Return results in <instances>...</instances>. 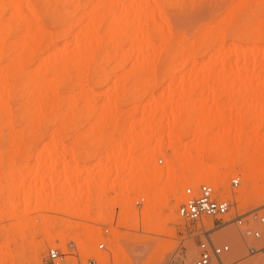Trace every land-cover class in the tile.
<instances>
[{
	"label": "bare ground",
	"instance_id": "bare-ground-1",
	"mask_svg": "<svg viewBox=\"0 0 264 264\" xmlns=\"http://www.w3.org/2000/svg\"><path fill=\"white\" fill-rule=\"evenodd\" d=\"M73 1L76 3L74 5L72 4V7H69L71 10H68L66 8L68 6L65 7L64 5L72 3V0L68 3L65 0H0V146L6 141L10 143V147L12 146L18 149L23 147L25 149L24 146L26 147L27 144L22 145L23 143L21 142L24 138H26V141L30 138L34 142V138L38 141L37 138L42 140V138L47 137L53 143L58 133L56 130H52L53 132H51L44 124L46 125L51 119L56 120L59 118L65 122L73 121L77 117L73 110V108H77V97L75 100L70 92L63 96L59 94L62 88L65 89L67 87V83H73L72 81H68H70V76L73 78L74 75L79 77L75 78L74 76L76 79L74 83L80 87L77 93L82 91L79 94L80 97L77 95L78 99L82 100L81 107L94 116L91 131L89 130V132L81 136L88 138V140L90 137H93L90 140L96 137L97 139L95 140H99L102 143L107 136V134H105L106 136L104 135L103 129L106 128L105 131L108 133L107 128L109 127L111 130V126L113 128L112 130H114L121 125V116L122 118L125 117L123 116L124 113L120 112L121 109H118L119 104L124 102H126V105L127 102L128 104L134 103L137 97H135V94L138 95L137 92L142 96L152 94L151 92H153L152 90L156 86L153 88L152 85L154 83L152 84L151 81L153 82L154 79L158 81L160 78L155 77L157 76L155 75L157 62H161L160 64L162 65H159V67L162 66L161 68L167 74L174 68L176 71V67H179V65L188 66L187 68L189 69L185 67L188 72L187 77L186 75L183 78L179 76L181 80L177 84L174 81L176 78L170 76V80L173 78L172 81L176 85H173L172 83L174 82L170 81L171 83L169 82L168 87L166 84L163 86L166 87L164 88V92L162 90L163 95L160 92L156 95L157 99H154V97L150 100L148 99L146 104L139 105L141 106L139 112L140 117L136 121L137 125L140 126L138 131L131 126L119 138H114L109 135V132L108 135L111 137H108L109 139L107 138V140L105 139L107 142L102 143V145L105 148H111L109 149L110 152L104 157V162L96 167L97 173L102 172V174L99 173L102 177L104 175L103 182L106 183V179L115 171L117 173H124L128 169V165L126 164L129 163V170L126 172L129 176L134 175L133 172L136 173L138 171L136 169L140 166L138 165L139 162L142 165L141 169L139 168L138 173H136L137 175H134L138 179H132H135L133 180V184L135 185L133 189L140 192L142 196L135 201L143 203L144 198L146 205L140 213V218L135 214L133 218L134 225L132 226L137 231L140 229L144 233V235H141L143 238L140 241L143 240L141 242H144L147 251L145 254L148 255L146 264L151 260L161 259L162 254L171 250L174 246L171 240L159 243L156 248H152L151 244L153 241L160 239L157 235L167 234L168 231L165 230V224L168 219L172 220L171 222L182 219L177 213L176 206L181 201L180 188L183 186H195L198 183L214 182L220 175L219 168L231 169L235 174L238 170H241L243 171V183L237 193L239 199L238 204H247L249 201L258 204V202L263 201L264 134H260L259 130L264 126V0H225L224 2L222 0L221 2L223 4L218 9L219 12L216 13L218 11L217 9L213 10V14L210 12V17H207L209 15L206 16L209 21L206 24L198 25L197 29L191 32V36L189 37L192 39H189L190 41L186 40L188 38L186 35L179 36L177 33V35L173 34L171 29L173 23L170 13L172 12L171 9H177V5L180 4L182 6L184 1L190 3L194 0H87L85 4L80 3V0ZM4 13L7 15L3 16L2 14ZM75 13H79V15L73 19L72 14L74 15ZM43 18L55 31L48 32L45 29ZM198 56L201 58V61H198ZM108 61L113 63L111 64ZM107 62L111 64L109 67L105 65L108 64ZM177 62L179 65H177ZM114 63L116 67L114 65L113 70H120L121 73L118 75V71L114 76V71H112L111 73L114 78L108 75L113 78V83L112 85L108 83V89L110 86L111 88L106 94V91H100L105 96L102 97L104 98L103 103L100 106H96L92 93L98 92L93 89V92L90 93L89 87V91L85 88L87 84L83 83L85 82L83 80H86L84 77L90 71H93L91 73L95 76L101 72L105 74L104 69L100 68V66L102 67L104 65L109 69L110 67L112 68ZM126 64L129 67H126ZM95 65H98L97 67L100 68H96V72H99L98 74H95ZM179 68L177 69L178 72ZM105 71L107 72V68ZM160 72H158V75H161L162 72ZM77 73L82 76H79ZM101 74L99 77H101ZM146 74L152 77H147L148 75ZM167 74L161 75V79ZM93 75H91L92 78L90 77V79L95 77ZM105 75L107 76V74ZM132 76L133 79H131ZM143 76L146 77L142 78ZM167 76L169 78V75ZM81 77L83 79L80 80ZM96 77L94 80H96ZM102 78L104 77H101L100 80ZM94 80L90 82V84L92 83V87L94 86L93 83H95ZM163 80L162 82H165V79ZM109 81H100V84L104 82V85ZM97 82L95 83L96 85L99 84ZM150 84L152 85L149 90ZM154 85L157 84L155 83ZM76 86L74 88H77ZM98 87L103 86L99 85ZM71 88L68 89L70 90ZM139 88H142V94L138 91ZM68 89L66 88L65 90ZM100 92L98 96L101 94ZM194 93L198 95L196 96ZM211 93L212 96H209ZM151 96H154V94ZM151 96L147 97L151 98ZM222 96L225 97L224 101L226 106L227 104L230 106L229 104L232 102L235 103V100L233 101L235 98L236 101L239 100L242 104L246 105L248 110L253 112V117L249 115L252 117H249L251 119L249 125L248 123H246L247 125L240 124L242 121L239 116V120H237L241 122L237 123L238 121H236L237 126L235 123L233 124L235 125L234 127H232V123L229 124L231 126H228L227 124L230 121H225L226 125H222L221 123L224 122L222 119L219 120V118L211 117L212 114L210 112H205L207 111L205 108L210 102V106L215 105L214 107H220L219 103H221ZM13 107L14 109H12ZM136 107L135 105L134 108ZM77 109H79V106ZM167 109H170L173 115L164 125L162 124L161 117ZM87 112L83 111V113H86L84 115L78 110L77 113L82 115L80 119L81 116L79 117L78 114V121H86L84 119L88 116ZM121 113L122 115H120ZM193 113H197L198 115L196 120H193ZM92 117L90 116V119ZM222 118L224 119V115ZM233 118L236 119L235 117ZM249 118L247 119L249 120ZM43 121H45L44 124L42 123ZM122 125L124 128L127 124ZM219 125L221 127H218ZM215 126H217V129L215 128L217 131H214ZM187 136L192 138L190 139L191 141H184ZM75 138L76 140L74 141L77 142L78 138L76 136ZM16 139L18 141L21 140V144H19L20 142L17 143L18 141L15 142ZM79 141L81 140L79 139ZM77 143L80 145L79 142ZM53 145H49V148L50 146L51 148L54 147ZM79 145L77 150H75V154L79 156L80 160L84 161L90 158L91 154L83 151L84 149H81L82 145ZM138 147L143 150L142 153H151L149 161L152 159V165H150L151 163H149L147 158L146 161L142 160L143 157L141 158L139 156L141 150L138 151ZM31 148L32 146L29 149L31 150ZM165 149H169V152L171 151V154H169L171 159L165 158L164 161ZM44 150H47L46 146L42 147L38 154L40 155ZM135 150L138 152L136 153ZM14 151L17 152L15 149ZM158 153L160 155L164 154L162 156L163 158L161 157L160 159L165 163L161 161L162 167L159 165L160 168H158L157 164L159 163L156 160ZM154 155L157 156L154 158ZM1 158L0 165L3 164ZM133 158L137 160L136 162L138 164L135 162L137 166H134L135 163L131 166L130 160ZM153 159H155L154 165L157 163V169L152 171L153 168H150L151 171H149L150 169L148 170L144 163L146 162V164L149 163L148 165L154 166ZM166 159L170 160L171 165ZM25 160H27V157ZM63 164H65L64 161ZM36 166V170L42 172L39 175L36 171L38 176H41L40 178L45 174L52 176L50 183L40 188L36 194V197L42 198L45 196L44 189L55 187L54 182L57 180L59 173L56 170L55 164L52 162L37 159ZM130 167L136 169L132 171ZM114 169L115 171L112 172ZM142 169L148 170L149 172L142 173ZM62 170L64 172L68 170L73 172L72 175L68 176V179H76L77 181L80 178L77 164L68 167L67 163V165L62 166ZM184 170L185 173L183 172ZM180 171L181 174L175 175L176 172L179 173ZM155 172H157V175H155ZM92 173L95 175L96 172ZM92 173L89 174L91 175ZM96 177L93 176V178ZM100 177L97 178L99 179ZM27 179H29V176ZM98 179L93 180L99 181ZM119 179L118 183L120 181ZM180 179L183 181L182 184H179ZM93 180L91 179V184ZM168 180H174L175 182L173 183L172 189L166 191L163 195H157L154 190V187H157L156 183H163ZM115 181L117 183V180ZM118 183V186L116 185L119 188L117 192L121 196L126 195L125 197H127L129 192L128 184L123 183V180ZM98 188H95V192L99 190L97 192L99 194L102 190ZM8 189L12 192L11 199L14 201H17L20 196L29 198L31 195V190L28 185L25 186L22 183H11ZM218 190L215 189L219 196L222 197V191ZM59 191V197L61 198L60 193L62 192ZM76 191L75 193L74 189H70L71 195L65 198V202L62 205L58 204L57 200L54 199V195L50 196L49 199L46 198L48 210H58L63 213L64 211L70 210V215L72 211L74 214H79L81 210L79 203L84 201L80 190L78 189ZM102 193L106 198L107 193L105 190ZM226 194L227 196L231 195L229 190L226 191ZM73 195L76 198L75 200H73ZM170 196L176 203L169 209L168 218L162 220L159 215V210L167 204L168 197ZM59 197L57 196V199ZM106 199L104 200L105 203L103 206V200L101 196H98V207L100 206V210L103 207V210L108 207L109 204ZM9 200L7 199L6 202H9ZM240 200H242V203H240ZM120 201L122 202H120L121 205L116 201L119 207L122 205L125 206L124 201L128 202V200ZM135 201L133 204H135ZM87 207H89V204H87ZM174 208H176V211H174ZM101 212L105 213V211ZM82 213L79 215L82 216ZM102 214L100 215L102 216ZM8 217L19 218L15 229H20L19 233L21 238L19 240H21L22 244L19 247L17 243H14V246L11 247L12 242H10V238L14 242L15 239H13V236L12 238L10 237L11 235H8L2 244L4 254L0 257V264L7 262L10 264H21L24 261L23 254L26 252V250L24 251L25 246L34 250V254L30 257L34 262L33 264L37 263V261L39 262V256L44 246L42 241L38 240H34L38 243L40 242L39 244L37 243L36 247L32 243L27 242V238H30L33 234L32 228L37 229L38 232L41 230L46 232L44 238L49 243L54 241V238H63L62 233L59 232V234H55V237L47 233L49 227H53L52 225L54 224L52 223L51 216L40 215L34 216L31 219L28 216ZM36 220H38V223ZM204 222L208 226L212 225L210 220H204ZM117 225L131 228L126 217H120L117 220ZM71 228H73V225L70 222L65 224V229L69 230ZM96 232L92 231L86 236L84 235V239L86 241L88 240V244L85 243V240H80L81 249L76 246L80 261H85L89 257H95L97 259L107 257L106 253L94 250L89 245V240L97 235ZM223 232L229 238L239 241V237L235 231L224 229ZM29 233L32 234L30 235ZM167 235L170 237L174 236L172 230L171 232L169 230ZM114 237L111 240L112 246L110 245L112 248L111 255L119 263L118 257L125 258L126 254L122 247L118 246V242H115V239H117L116 235ZM185 245L188 254L191 255L194 247H191L189 243ZM127 258L125 259L129 264L135 263L134 261H132L133 263L130 262L128 260L129 258Z\"/></svg>",
	"mask_w": 264,
	"mask_h": 264
},
{
	"label": "rangeland",
	"instance_id": "rangeland-1",
	"mask_svg": "<svg viewBox=\"0 0 264 264\" xmlns=\"http://www.w3.org/2000/svg\"><path fill=\"white\" fill-rule=\"evenodd\" d=\"M65 1L68 3L71 0L70 1L69 0L68 1L65 0ZM82 1H84V2H82ZM221 1L222 0H196V2H195V0H194L193 2H190L189 1L190 3H188V1H184L182 3L183 4L182 6L179 4V5H177V9H174V10L171 9V11L174 12V13H172V12L170 13L171 16H172L173 26H172L171 29H172L173 34H175V35L179 34V36H185L186 35V37H188V38H186V40L190 41L192 39V38L189 37V36H191V32L194 29L196 30L198 25L206 24L209 21L208 18L210 17V15H209L210 12L213 14V10H216V9L218 10L220 8V6H222V4H223L222 2H224L225 0H223L222 2ZM86 2H87V0H80V3L85 4ZM75 3L76 2H74L72 0V3H68V5L66 4L64 6L65 7L68 6L66 8L68 10H71V9H69V7H72L71 5L72 4L74 5ZM188 4H190V5H188ZM69 12L70 11H68V13ZM218 12H219V10L216 13H218ZM70 14H71V12H70ZM70 14H68V15H70ZM2 15L3 16H6L7 14L4 13ZM78 15H79V13H75L74 15L72 14V18L73 19L74 18H77ZM207 15H209V16H207ZM206 16L208 18H206ZM43 25H44L45 29L48 32L49 31H51V32L55 31L54 28H52L47 22H45L44 18H43ZM181 31H183V32H181ZM182 33H184V35H182ZM197 58H198V61H201V58H199V56ZM109 63L108 64H105V65H107L109 67V65H111L113 62H111V64H109ZM160 63L161 62H157V67H156L157 71H155V75H157L155 77H157V78L160 77L159 78L160 81L159 80L157 81V79H154V81L153 82L151 81V83L152 84L153 83L154 84L156 83L157 85L150 84V86H149V90L151 89V85L153 86V88L156 86L152 90L153 92L154 91L155 92L154 93L151 92L152 94H149V95H146V96H142L136 90V92H137L138 95L135 94V97L137 96L136 98H138V99L136 100V98H135V102L134 103L132 102V103H129L128 104V102H127V105H126L125 104L126 102H124V103L119 104L118 105V109L119 110L121 109L120 112H122V113L125 114V115L123 114V116H125L126 119H124L125 117L122 118V116H121V118H120L121 119L120 120L121 125L119 127L115 128L116 130L115 129L112 130L113 128L111 126H110L111 130H110L109 127H108L107 130L110 132V134H109V132L107 133L105 131L106 128L103 129L104 135L107 134V136L105 135L106 137L104 138V141H102V143L107 142V141H105V139L107 140V138L109 137V135L113 136L114 138L115 137L116 138L122 137L126 133L127 129L129 127H131V126H133L134 129L136 131H138L140 129V126L137 125V122L136 121L140 117L139 116L140 115L139 112H140V107L141 106H139V105L146 104L148 99L150 100V99H152L154 97H155L154 99H157L156 98V95H158L160 92H161V94L164 92V90H165L164 88H166V87H163V86L165 84H166V86L167 85L169 86V84L171 82H174V81L177 82V84H178V82L181 80L180 77L183 78V76H185V75L187 77V74H188L187 69H189V68H187L188 66H183V65L180 66L178 64V62H177V65H179L180 68L178 66L176 68L177 69L179 68V72L177 71V69L175 71V68H174L171 71L172 73L169 71V73L167 74V73H165V70H163V68H161L162 66L159 67V65H162ZM100 65H103V64H100ZM114 65L116 67V64L114 63L112 65V68L110 67L111 69L110 68L108 69V67L107 66H104V65L102 67L100 66V68H103L104 69L105 74H107V76H106L102 72H101L102 74L98 72L99 75L101 74V77H104V78H102V80H100L101 77H99V75H96L97 77L95 75H93L91 73L93 71H90L89 73H87V75L85 74L86 77L83 76L84 78H86V80L85 79L83 80V81H85L83 83L84 84L85 83L87 84V86L84 85L85 88L88 89V87H89L90 93L93 92V89H94L98 93L100 91L101 92L106 91L105 92V94H106L108 92V90L111 88V86H110L109 89H108V85L109 84L112 85V83H113L112 80H113L114 76L117 74L116 72L119 71L118 72V75L121 73L120 70H116V71L113 70L114 69V67H113ZM97 66L98 65H95V69H94L95 70V74L97 73L96 72V68H99ZM105 67L107 68V72L105 71L106 70ZM126 67H129V65L126 64ZM183 68H184V70H182ZM158 69H159V71H158ZM112 71H114L113 72L114 76L111 73ZM158 72H160L161 75H165V74L169 75V78H168L167 75L164 76L163 79H165V82H162L164 80L161 79L162 76L160 74L158 75ZM72 74H73V72H72ZM172 74H175L177 77L175 75L172 76ZM91 75H93V77L95 76L96 77V80L98 82L96 80H94L95 77L93 79H90V77L92 78ZM108 75L112 76L113 78L109 77ZM146 75H148V74H146ZM74 76H73V78H71L72 76H70V78H69L70 81H68V82H71V81L73 83L76 82L74 80H76L75 78L77 76H75V78H74ZM79 76H82V75H79ZM149 76L152 77L151 75H148L147 77H149ZM170 76L171 77H175L176 79H174V81H172L173 78L170 80ZM106 77H109V78L105 79ZM145 77L146 76H143L142 78H145ZM77 78H79V77H77ZM167 78H168V80H167ZM81 79H83V78L81 77L80 80ZM109 79H110V81H109ZM131 79H133V76H132ZM92 80H94L95 83L97 82L99 84L96 85L95 83H93L94 86L92 87V83L90 84V82ZM104 80L105 81L107 80L109 82H107V84H104V85H103L104 82L102 84H100ZM155 81H157L158 83L155 82ZM159 82L162 83V84H160ZM175 82L172 83V84L173 85H176ZM73 83H67V87H65V89L66 88L67 89L68 88H71V86H72V88L70 90L68 89L69 91L68 90H65L64 88H62L59 94L61 96H63V95H65V94H67V93L70 92V94L73 95V97H74L75 100H76V97H77V108L79 106V109L73 108V110H74L75 116L78 117V114H79V117L81 116L80 117V119H81L82 118V115L80 113H83V111L84 112H87V111L82 109V107H81V105H82L81 101L82 100H79L78 99V96H79V94H81L82 91L79 92V93H77L80 90V87H78L79 85L76 86L75 83L74 84ZM70 84H71V86H70ZM158 84H160V86H158ZM73 85H75L77 88H74L75 86H73ZM90 85H91V88H90ZM99 85L100 86L102 85L103 87H98ZM105 87H107V88H105ZM157 87H158V90H157ZM72 89H73V91H72ZM89 89H88V91H89ZM141 89L139 88L138 91L141 92V94H142L143 91ZM162 90H163V92H162ZM63 91H66V92H63ZM95 93L94 92L92 93L94 95L93 97L95 99V104H96V106H100V104L103 103V99H104L102 97L105 96V95L101 93L98 96V93H96L97 96H98V98H99V100H97L98 98H96L97 96H95L96 95ZM153 94H154V96H151ZM194 95L197 96L198 94L197 93H194ZM147 96H149V97L151 96V98H148ZM209 96H212V93ZM144 97L147 98V99L145 98L146 99V102H145ZM224 98L225 97H223L221 99V103H219L220 107L218 106V104H216L218 107H214L215 105L210 106L211 105V102H210L209 103L210 105L208 104L209 107L207 105L206 108H205V110H207V111H205V110L204 111L205 112H210L212 114L211 117L213 116L215 118H219V120L222 119L224 122L225 121H228V122L230 121L227 124L228 126H231L229 124L232 123V127H234L236 125V121L239 120V117H240V120L242 122L241 121H238L237 123H240L241 122L240 124H242V125H245L246 123H248V125H249V121L251 120L250 118H252L254 116L253 112H251L250 110H248V108H246V105L242 104L239 100L236 101L235 98L233 99V101L235 100V103L232 102L231 104H229L230 106H228V104L226 106L225 105L226 103L224 101L225 100ZM97 104H99V105H97ZM135 105L137 106L136 108H134ZM210 107H212V108H210ZM12 109H14V107ZM211 109H212V112H211ZM219 109H220V111H219ZM78 110H79L80 113H77ZM213 110H215V111L213 112ZM60 112H62V111L60 110ZM122 113L120 115H122ZM83 114L85 115L86 113H83ZM87 115L88 116L86 117V119H84L86 121H78L77 117H75L76 119L73 120L74 122L73 121H65V122H63V121H61L58 118L59 120L58 119H56V120L55 119H51L50 122H48L45 125L44 124L45 121H43L42 123L44 124V126H46V128H48V130H50L51 132H53L52 130H56L57 131L58 136L54 138V142L55 143L54 142L51 143L50 142V139L47 138V137H45V138H42V140H39V138H37L38 141H36L35 138H34L33 139L34 142L30 138L27 141H26V138H24L22 141L21 140L18 141V139H16L15 142L18 141L17 143H19L21 141L23 143L22 145H24V144L26 145L27 144L26 147L24 146L25 149H23V147H20V149L15 148V147H12V146L10 147V143H7L6 141L1 144L0 149H2V150L0 151V154H1L0 157H2L1 159L3 161V164L0 165V216H1L0 217V257L4 254V248H3L2 244H3V241L6 240V238H7L8 235L9 236L11 235L10 237L13 236L14 238L13 237L12 238L15 239V242H14L9 237L10 238V242H12L11 247L14 246V243H17V246H19V245L22 244L21 243V240H19L21 238V235L19 233V230L20 229H17V228H16L17 230L15 229L16 224L19 221V218H9L8 216H18V217H20V216H28L31 219L34 216H40V215L44 216V215H46V216H51V220L53 221L52 223H54L52 225L53 227H51L52 229L49 227V230H48L47 233L50 234V235H53L55 237V234L57 235V233L59 232V233H62V237L63 238L62 239L54 238L53 239L54 241H52L51 243H49V242H47L45 240L46 238H44L46 232H44L43 230H41L40 232H38L37 229L32 228V232H33L34 236H33L32 233H29L30 235L32 234L30 236V238L32 237V239L30 240V238H27V242H29L30 244L32 243V245L34 247H36L37 246V243H38L36 241L38 240V241H42L43 246H44L43 247V250L41 251L40 256H39V262L37 261V263H35V264H43V261H44V258L46 256V252H47L48 248L54 247V246H60L63 250H66V244L69 241H71V240H74L76 246H78V248L81 249V247H80L81 244L79 243L80 240H85V243L88 244L87 243L88 240L86 241V239H84V235L86 236L88 233H90L92 231H95V232L97 231L96 232L97 235H95L91 240H89V245L94 250H96V244L99 241L103 240V239L107 241L108 245H111L112 246L111 240L113 239L114 235H116V238L117 239H115V242L116 243L118 242L117 243L118 246L122 247V249L124 250L126 256L129 259L126 256H125V258H127L130 262L134 261L135 262L134 264H143V263L146 264V262H147L146 259H147V256L148 255H145V254H146L147 251H146V248L144 246V242H141L143 240L140 241V239L143 238V236H141V235H144V233L140 229H138V231H137V229H134V227L132 226V225H134L133 224L134 223L133 218H134L135 214L138 216V218H140V213L142 212V210L145 208V205H146L144 198H143V203H141L137 207H135L134 204H133V202L136 199L142 197L141 194H140V192L135 191V189H133L135 187V185L133 184V182H134L133 180L138 179V178H135L134 175H137L136 173H138L139 168L141 169L142 165L140 164V162L138 164L136 162L137 160H134V158H135L134 157L132 160H130L131 161L130 164H132L131 166H133L135 162L138 165H140L138 169H136L135 167H133V168L136 169V171L138 170L136 173L133 172L134 175L129 176L126 173L129 170V163H128V164H126V165H128V167H127L128 169H126L124 171V173L121 172L122 173L121 174L119 171H118L119 173H117L115 171V169H114V170H112V172L115 171L114 172L115 174L111 172L112 174H110L111 176L109 175V177L106 179V183L103 182L104 175H103V177L101 175H99V173L102 174V172H98L97 173L96 167L99 164H102L104 162V157L110 152L109 149H111V148H108V147L105 148L104 145H102V143L99 142V140H95V139H97L96 137H94L93 140H90V139L93 138V137H90V139L88 140V138H83L81 136L84 133L89 132V130L91 131V128L93 127L94 116L92 114H90L89 112H87ZM120 115H119V117H120ZM172 115H173L172 111L170 109H167V111L165 112V114L161 117L162 124L165 125L171 119V116ZM223 115H224V119L222 118ZM249 115L250 116L252 115V117H250ZM90 116L91 117L93 116V117L90 119ZM192 116H193V120H196L198 118L197 117L198 116L197 113L196 114L193 113ZM230 116H232V117L230 118ZM227 117H228V119H227ZM233 117H235L236 119H234ZM247 118H249V120ZM246 120H248V121H246ZM122 121H123V123H122ZM243 121H245V122L243 123ZM224 122H222L221 124L222 125L223 124L226 125V122L225 123ZM234 123H235V125H233ZM122 124H124V125L127 124V125H125L126 127L124 126V128H123V125ZM218 127H221V126L219 125ZM215 128L217 129V126L214 127V131H217ZM263 131H264V126H262L260 128L259 133L260 134H262V133L264 134ZM75 136L78 138V141L77 142H79L80 145L76 141H74V140H76ZM187 137L184 139V141L185 142L191 141L190 139H192V138L189 136L188 139H187ZM79 139L81 141H79ZM83 140L84 141L86 140V141L84 142ZM96 141H97V143H96ZM21 142L19 144H21ZM32 142L35 143V144H33ZM99 143H101V144H99ZM31 144H33L34 146L31 145ZM48 144L49 145L54 144L53 145L54 147L51 148V146H50V148H49V145ZM78 145L79 146L82 145L83 148L81 147V149H84L83 151H85L87 153L89 152V154H91V157L88 158V159H86V160H84V161H81L80 158H79V156H77L75 154L76 153L75 150H77ZM31 146H32L33 149L31 148V150H30L29 148ZM45 146H46V149L47 150L46 151L44 150V152H42L39 155L38 154L40 152L39 150L42 147H45ZM138 148H137L138 151L141 150V152L139 153L140 154L139 156L141 158L143 157L142 160H145L146 161V158H147L148 161H149V158H150L151 153L150 152H146V153L143 152L142 153L143 150L141 148H139V149ZM14 149L17 152H15ZM137 150H135L136 153L138 152ZM3 152H4V154H2ZM135 152H134V154H136ZM170 152H169V149H165V155L164 154H161L160 155L158 153L157 155H158L159 158L157 157L156 160L160 159L163 155H164V159H163L164 161H165V158L171 159L170 158L171 156L169 155V154H171ZM42 154H43V156H42ZM92 154L93 155L95 154L94 155L95 157ZM141 154H143V155L141 156ZM146 154H147V157H146ZM38 156H39L40 159L38 158ZM156 156L154 155V158ZM26 157H27V160H25ZM140 157H138V158H140ZM138 158H136V159H138ZM37 159L38 160H41L42 159V161H46V162L47 161L48 162H52L53 164H55L56 170L59 173V175L57 176V180L54 182V186L55 187L53 186L54 188L44 189L45 191H43V192H44V195L45 196H43L42 198L36 197V194H37V192H39V189L40 188H43L44 186H46V185H48L50 183V181L52 180V176L50 174H48V175L45 174L42 177L43 179L40 178L41 176L40 177L38 176V174L39 173L41 174L42 172L41 171L38 172L36 170L37 169L36 168L37 167L36 166ZM154 160L155 159H153V165H154V162H155ZM166 160L170 164V160H168V159H166ZM63 161H64L65 164H63ZM150 161H149V163H151L150 165H152V161L151 162ZM164 161H163V163H165ZM167 161H166V163H167ZM67 163H68V167H72V166H75L77 164L78 171H79V174H80V178L77 181H76V179H68V176L73 174V172L71 170H68L66 172H64L62 170V166L63 165H67ZM136 163H135L134 166H137ZM149 163L146 164V162H145L144 165L147 166L148 170L150 168H153L152 171H155V169H157V166H156L157 163H159V164H157L158 165V168H160L159 165L160 166L162 165V163H160L159 161H157V163L154 166L148 165ZM164 165H163V167H164ZM167 167H168V165H167ZM144 168H145V166H144ZM147 168H145V169H147ZM164 168H166V167H164ZM135 169H132L131 168L132 171H134ZM92 170H94V171H92ZM148 170L146 171V170H143L142 169V171H143L142 173H147V172L151 171V169L149 171ZM36 171L38 172V174L36 173ZM69 171H71V172H69ZM88 172L89 173H92V172L95 173L96 172V173H95V175H93V173L90 175ZM183 172L185 173V170ZM219 172H220L219 177L214 182H210V184L213 186L214 189H219V190L222 191V195H223L222 198H230V199H232L235 202L236 209H237V214L247 213V212H249L251 210H255L259 214L264 215V200L258 202V204H254V202H251V201H249V202H247V204H245V203H242V200H240L241 201L240 203H242V204H238L239 203V199L237 197V193H238V190L241 188L242 183H243V179H242L243 178V176H242L243 175V171L238 170L237 173L235 174V173L232 172L231 169H227L226 170V169L219 168ZM35 173H36V176H35ZM125 173H126V175H124ZM96 174H97V177H100V176L101 177L98 179L96 177ZM179 174H181V171L179 173L178 172L175 173V175H179ZM30 175H31V180H30ZM155 175H157V172H155ZM28 176H29V179H27ZM93 176H95L96 178H93ZM124 176H125V178H124ZM121 177H122L123 183L125 182V183L128 184V189H129L128 191L129 192H128V196L127 197H125L126 195H124V196L122 195L121 196L119 194V192H117L119 188L116 187V185L118 183V179L119 178H120L119 179L120 180L119 183L122 181L121 180ZM233 177H239L240 178V184L237 187H231L230 186V179L233 178ZM25 178H26V180H25ZM132 178H135V179H132ZM91 179L92 180L93 179H98L99 181L93 180L94 183L92 181V184H91ZM107 180H108V183H107ZM115 180H117V183H116ZM174 180H170V181L168 180L167 182H163V183H161V182L160 183H156L157 187L155 186L154 187V190L156 191L157 195H163V194H165L166 191L171 190L172 189V186H173V183H175ZM179 181H180L179 184H182L183 181H181V179ZM129 182H130V184H129ZM11 183L12 184L22 183L25 186L28 185V187L31 190L30 191V194H31L30 197L29 198H24L23 196H20V198L17 201L12 200L11 199L12 192H10V190L8 189L9 188V185H11ZM100 183H102V184H100ZM221 183H222V185H221ZM96 184H99V185L96 186ZM103 184H105V185L107 184L106 187ZM92 186H93V188H91ZM98 186H100L99 188L102 190V191L100 190L101 192H99V194L101 193V195H99L97 193L99 190H97V192H95L96 191L95 188L96 187L98 188ZM185 186H187V185H185ZM185 186H183L182 188H180L181 198H182V189ZM106 188H109V189H106ZM70 189H74L75 190V193L77 192L76 190L79 189L80 192H81V194H82V196H83V201L84 202H80L79 203V206L81 207V210H80V213L79 214L81 215V212H83L82 213V216H80L78 213H75L74 214L73 211H72V214L70 215L69 214V211L70 210L69 211H64V213L62 211L60 212V211H58L56 209H55L56 211H54V210H48V208H47V204L48 203H47L46 198L49 199L50 196H53L54 195V199L57 200V202H58L59 205H62L65 202V198L67 196H70L71 195ZM54 190H55V192H54ZM59 190L62 192V193H60L61 198L59 197V193H58ZM104 190L107 193L106 198H108V199H106L105 196L102 193ZM227 190H229V192L231 194L230 196H227V194H226V191ZM56 193H57V196L59 197L58 199H57ZM97 195L98 196H101V198L103 200V203H102L103 206H104V203H105L104 200L105 199H106V201L108 200L107 202H108L109 205H108V207L105 208V210H103V208H104L103 206H102L103 208L101 210H100V206L98 207L99 200H98V196ZM75 196H76V194H75ZM75 196L73 195V197H74L73 200L76 199ZM120 198H122V199H120ZM7 199H10L9 202H6ZM120 200H122V201L128 200V202L124 201L125 202L124 203L125 206L122 205L125 208H123L122 206L119 207V205H121V203H122ZM116 201L119 203V205H118V203ZM127 203H128V205H127ZM175 203H176V201L171 196L168 197L167 204L165 206H163L161 208V210H159V215L161 216V219L162 220H164L165 218L166 219L168 218L167 216H169V212H170L169 209L172 208L175 205ZM87 204H89V207H87ZM85 205H86V207H84ZM105 206H107V205H105ZM112 208H114V209H112ZM101 211H105V213L104 212H101ZM174 211H176V208H174ZM100 214H102V216ZM77 216H80V217H77ZM120 217H126L128 219V224H129V226L131 228H126V227L118 226L117 225V220ZM132 220H133V222H132ZM171 221L172 220H170V219H168L166 221L165 230L168 231L167 234L169 233V230H170V232L172 230V234L174 236L170 237L166 233H165L166 235L165 234H163V235L162 234L157 235L160 239L153 241L152 244H151V246H152V248H156V246L159 243L165 242L167 240H171V242L174 244L173 248L171 250L167 251L166 253H163L161 259L151 260L148 264H190V262L192 261V259L195 257V254H196V242H197V235H196L197 234V231H196V229L198 227L197 223L186 222L183 219H180L179 221L178 220H175L174 222H171ZM36 222L38 223V220H36ZM68 222H70L73 225V228H71L69 230L65 229V224L68 223ZM115 224H116V226H115ZM224 229H231V230L235 231L236 234L239 237L238 238L239 241L238 240H234L233 238H229L228 236H226L225 233L223 232ZM106 230H107V232H106ZM29 234H28V236H29ZM211 236H212L213 240H216V238H219L220 237L219 240H224V241H226V242H228L230 244L231 249H232L231 250L232 251L231 252V255L233 256V257L231 256V258L233 260L237 259L238 260L237 264H258L259 262H261V259H260L259 254L253 255L251 257L242 258L246 254V245L244 243V240L242 239V236L237 231V229L234 227V225H227V226H225V228L223 227L219 231L212 233ZM234 238L236 239V237H234ZM263 238H264V227H263ZM34 240H36V241H34ZM186 243H189L191 245V247H194L193 253L191 255H189L188 252H187V248H186V245H185ZM78 244H80V245H78ZM25 250L28 253L24 252V254H23L24 255V257H23V260L24 261H22L21 264H33L34 262L32 261V259H30V257H32L31 256L32 254H34V250L32 248L27 247V246L24 247V251ZM31 252H33V253H31ZM21 258H22V256H21ZM125 258H122V257L119 256L118 257L119 263L120 264H129V262ZM23 262H25V263H23ZM2 264H10V263L7 262V263H2Z\"/></svg>",
	"mask_w": 264,
	"mask_h": 264
},
{
	"label": "built area",
	"instance_id": "built-area-1",
	"mask_svg": "<svg viewBox=\"0 0 264 264\" xmlns=\"http://www.w3.org/2000/svg\"><path fill=\"white\" fill-rule=\"evenodd\" d=\"M158 161L161 163L162 159ZM239 184V177L230 179L231 187H237ZM140 204L141 202L135 201L134 206ZM177 213L186 222L198 225L196 254L190 264H237V259H231L230 244L219 240L220 237L213 240L211 236L227 225H234L244 240L246 254L242 258L259 254L261 262L258 264H264V215L255 210L237 214L235 202L230 198L220 197L210 183L185 186ZM204 220H210L212 225H206ZM111 249L103 239L96 244V250L103 251L107 257H89L80 261L75 242L71 240L66 244V250L60 247L48 248L43 264H119L112 257Z\"/></svg>",
	"mask_w": 264,
	"mask_h": 264
}]
</instances>
